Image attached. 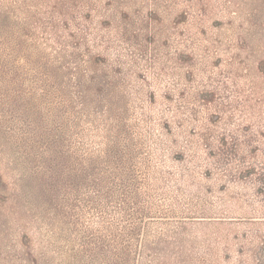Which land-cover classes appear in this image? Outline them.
I'll list each match as a JSON object with an SVG mask.
<instances>
[{
	"label": "rangeland",
	"instance_id": "obj_1",
	"mask_svg": "<svg viewBox=\"0 0 264 264\" xmlns=\"http://www.w3.org/2000/svg\"><path fill=\"white\" fill-rule=\"evenodd\" d=\"M0 264H264V0H0Z\"/></svg>",
	"mask_w": 264,
	"mask_h": 264
},
{
	"label": "trees",
	"instance_id": "obj_2",
	"mask_svg": "<svg viewBox=\"0 0 264 264\" xmlns=\"http://www.w3.org/2000/svg\"><path fill=\"white\" fill-rule=\"evenodd\" d=\"M202 98H203L202 100H204L206 102L213 100L212 96L208 97L205 94L202 95ZM210 134H211V128L206 127L205 132H203V139L206 141L207 144L210 143V139H211ZM218 141H219L218 154L221 157L227 156L228 158L237 160V156H239V138L238 137L233 138L232 143L229 144V142L227 141V137L224 134H222L219 137ZM221 157H220V159H221ZM254 169H255L254 166H249L246 169V172L253 171Z\"/></svg>",
	"mask_w": 264,
	"mask_h": 264
}]
</instances>
